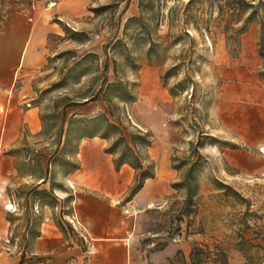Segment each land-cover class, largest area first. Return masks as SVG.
Wrapping results in <instances>:
<instances>
[{
  "label": "rangeland",
  "instance_id": "1",
  "mask_svg": "<svg viewBox=\"0 0 264 264\" xmlns=\"http://www.w3.org/2000/svg\"><path fill=\"white\" fill-rule=\"evenodd\" d=\"M46 1L0 0V39L11 17L48 9ZM263 22L264 0H94L48 37L44 67L15 68L0 81V113L28 80L30 96L19 108H37L42 125L8 149L19 173L40 175L51 161L52 175H119V152L105 153L114 139L78 142L75 130L67 137L73 118L106 115L143 168L162 175L146 203H134L137 195L120 202H131L125 213L139 226L144 264L170 245L182 254L167 264H191L195 246L215 259L225 254L228 264H264ZM114 83L133 101L110 91ZM51 184L65 190L57 177ZM19 189V226L31 223L34 235L45 220L71 229L68 196L40 199L34 183Z\"/></svg>",
  "mask_w": 264,
  "mask_h": 264
},
{
  "label": "crops",
  "instance_id": "2",
  "mask_svg": "<svg viewBox=\"0 0 264 264\" xmlns=\"http://www.w3.org/2000/svg\"><path fill=\"white\" fill-rule=\"evenodd\" d=\"M93 1L59 0L56 22L53 21L55 13L51 14L50 9L45 8L11 17L5 35L0 39V81H8L15 68L44 67L48 37L59 34L60 22L69 21ZM29 83L24 81L25 86L16 94L13 108L0 113V264H144V253L138 246L139 226L125 213L133 199L125 206L120 204L136 183L137 175L130 166L124 165L119 175H105L98 169L92 170L90 175H78L77 172L52 175L49 171L51 161H47L40 175L19 173L15 151L8 149L13 150L24 139L26 130L35 135L42 129L37 108L26 112L19 108V103L30 96ZM10 112H14V118H8ZM53 176L65 181V190L51 184ZM160 177L162 175L147 179L134 203L138 200L144 204L149 193L157 194L159 189L152 186ZM29 182L34 183L38 191L69 197L71 229L65 230L60 224L45 220L34 235L35 228L31 223L25 229L19 226V214L5 207L9 204L18 206L15 197L20 194L19 188ZM12 187L17 188L15 192ZM179 248L184 256H189L187 244L181 243ZM178 250L174 245L167 246L149 254L146 262L167 264Z\"/></svg>",
  "mask_w": 264,
  "mask_h": 264
},
{
  "label": "trees",
  "instance_id": "3",
  "mask_svg": "<svg viewBox=\"0 0 264 264\" xmlns=\"http://www.w3.org/2000/svg\"><path fill=\"white\" fill-rule=\"evenodd\" d=\"M138 18H132L130 22L139 21ZM262 36L260 38V52L264 57V22L262 23ZM152 51V48L149 50ZM110 91H115L116 94L119 92H127V95L124 97L120 96V99L123 102H132L134 96L123 87L121 83H114L109 85ZM118 92V93H117ZM119 96V95H118ZM105 102L111 106V102L106 99ZM75 130L77 134L78 142H81L84 139H95L100 138L103 140L114 139L112 146L105 151L106 154L114 155L119 152V155L113 160L114 168L117 172L121 170L124 165L130 166L137 174V179L134 187L132 188L128 201H131L144 187V184L147 179H153L154 174L151 169H144L143 165L140 162L139 157L137 156L135 150L132 146L125 142V138L122 135V132L114 123H111L106 115H99L93 118H73L69 124L68 130V139ZM120 143H123L122 147H119ZM132 143L134 146H138L136 137H133ZM11 154V152H10ZM76 170L77 167H74ZM193 173L189 172L187 175V181L191 180ZM191 189V188H190ZM36 195L40 199H44L50 195L46 190L36 191ZM182 254L181 251H178L177 255ZM191 264H228L227 257L225 254L218 256V259L212 258L209 252H206L204 249L199 247H194L190 254Z\"/></svg>",
  "mask_w": 264,
  "mask_h": 264
},
{
  "label": "built area",
  "instance_id": "4",
  "mask_svg": "<svg viewBox=\"0 0 264 264\" xmlns=\"http://www.w3.org/2000/svg\"><path fill=\"white\" fill-rule=\"evenodd\" d=\"M59 0H47V7L48 9H52L57 7ZM28 107H30V105H28ZM6 210L10 211V212H15L16 211V207L14 206V204H9L6 207Z\"/></svg>",
  "mask_w": 264,
  "mask_h": 264
}]
</instances>
